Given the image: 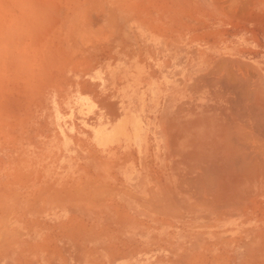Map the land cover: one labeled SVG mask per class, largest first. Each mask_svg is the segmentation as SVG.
I'll list each match as a JSON object with an SVG mask.
<instances>
[{
  "label": "rangeland",
  "instance_id": "obj_1",
  "mask_svg": "<svg viewBox=\"0 0 264 264\" xmlns=\"http://www.w3.org/2000/svg\"><path fill=\"white\" fill-rule=\"evenodd\" d=\"M33 1L0 0V264L46 263L55 246L74 247L71 262L80 247L88 262L113 261L136 245L131 231L173 247L177 238L154 232L221 230L208 222L222 217V190L202 176L205 143L182 148L174 124L205 117L208 86L224 72L256 80L247 64L207 57L225 38L208 30L207 13L237 17L244 0ZM240 29L264 53L257 25ZM163 119L166 141L149 122ZM130 164L142 179L126 185ZM192 240L224 244L221 233Z\"/></svg>",
  "mask_w": 264,
  "mask_h": 264
},
{
  "label": "crops",
  "instance_id": "obj_2",
  "mask_svg": "<svg viewBox=\"0 0 264 264\" xmlns=\"http://www.w3.org/2000/svg\"><path fill=\"white\" fill-rule=\"evenodd\" d=\"M244 1L247 3L246 0ZM242 10L239 11L237 17L229 18L220 16V13L213 16L207 13L206 27L208 30L213 26V34H217L220 30L223 31V35L225 33L220 51L216 52L213 49L207 57L208 60L212 58L213 61L217 59L224 62L237 61L247 64L253 68L250 70L253 73L249 71L248 78L256 80L248 81L247 85L243 86L242 82L239 84L226 81L227 76L224 72L223 80L219 81L218 85H215V80L213 81L212 92L210 91L211 86H208V94L212 93L213 96L206 104L205 117L196 115L191 119H180L179 123L174 124L173 137L176 141L180 140L182 148L188 142L194 146L198 143H205V154L202 156L208 159V168H211L212 163V168L215 170L214 166L220 161L221 167H224V170H221L223 172L222 184L215 185L214 177V186L208 185L210 190L215 188L222 190V217L211 219L208 216V222L221 221L222 229L206 232L187 229L166 231V233L160 230L154 232L158 236L169 234L165 237L177 238L178 240L175 241L177 245L173 247H152L148 241L149 233L151 234L152 231L136 230L131 231L136 238V245L131 247L132 251L126 257L121 256L113 261L88 262L82 257L85 252L81 250H85V247H80L79 261L71 262L70 255L77 253L73 251L76 249L69 246H55L52 249L53 253L57 254L56 258L46 263L36 264H264L262 261V255H264V121H262L264 120V53L260 51L258 42L253 43L251 40L245 42V38L241 36L240 25L246 15V11ZM197 20L199 21V18ZM200 21L202 22V18ZM213 77H215V71ZM224 87L227 90H224ZM149 122L154 125L155 136L161 137L162 135L163 140L166 141L167 129L165 128L171 124H168L165 119L158 123L151 122V120ZM228 129L232 132L230 133ZM196 156L198 157V154ZM225 166H229L228 171ZM214 170L213 176L215 175ZM199 233L207 234L208 237L221 233L224 244L218 247L203 245L198 240H192V237H198ZM188 237L190 240L186 239Z\"/></svg>",
  "mask_w": 264,
  "mask_h": 264
},
{
  "label": "bare ground",
  "instance_id": "obj_3",
  "mask_svg": "<svg viewBox=\"0 0 264 264\" xmlns=\"http://www.w3.org/2000/svg\"><path fill=\"white\" fill-rule=\"evenodd\" d=\"M36 1V0H35ZM35 1H33L34 3H35ZM232 1H235V0H232ZM247 1V3L245 4V3H243V2H241V1H239L238 2V4H240V2H241V7L243 6L244 7V5H242V3L243 4H245V6L246 7H242L241 9H243V10H245L246 11V15L244 16V19H243V22L245 23V22H248V23H250V24H254V25H257V27H258V31L260 32L259 33V35H260V37H261V45L262 46H264V0H246ZM32 2V3H33ZM31 3V4H32ZM60 3V2H59ZM237 2H235V4H236ZM47 4V3H46ZM234 4V3H233ZM232 4V5H233ZM34 5V4H33ZM39 5V4H38ZM43 5H45V4H43ZM48 5V4H47ZM50 5V4H49ZM51 6V5H50ZM237 6V5H236ZM239 6V5H238ZM44 7H46V5L44 6ZM36 8H37V6H36ZM47 8V7H46ZM38 9V8H37ZM45 8H43V10H44ZM93 9V8H92ZM255 9V11L253 12V10ZM40 10V9H39ZM107 10V9H106ZM108 10H109V8H108ZM242 10V11H243ZM245 11H243V12H245ZM34 12H35V10H34ZM76 12H77V10H76ZM31 14V13H30ZM40 14V13H39ZM72 14V13H71ZM244 14V13H243ZM27 15H28V13H27ZM72 16V15H71ZM70 16V17H71ZM75 16V15H74ZM70 19V18H69ZM73 19V18H72ZM71 19V20H72ZM29 20H30V18H29ZM28 20V21H29ZM78 21V20H77ZM41 22V21H40ZM33 23V22H32ZM74 23H75V21H74ZM24 24H27V23H24ZM23 24V25H24ZM31 24V23H30ZM41 24V23H40ZM33 26H36V25H34V23L32 24ZM31 25V26H32ZM46 25V24H45ZM42 26H38V28H41ZM49 27H51V26H49ZM36 27H34L33 29H35ZM45 28H47V26L46 27H44V28H42V31H45L46 29ZM45 29V30H44ZM29 31V30H28ZM33 31V30H32ZM34 31H36V30H34ZM39 30H37L36 32H38ZM27 32V31H26ZM30 33H34V32H30ZM81 33H83L82 32V30H81ZM88 33V32H87ZM39 34H41L40 32H39ZM25 35V34H24ZM36 35H37V33H36ZM93 35V34H92ZM27 36V35H26ZM26 36H24L25 38H26ZM30 36L32 37V35L30 34ZM7 37V36H6ZM35 37H37V36H35ZM35 37H33V39L35 38ZM9 38V37H8ZM17 39H19V38H17ZM257 39H258V37H257ZM23 40V39H22ZM82 40V39H81ZM86 40V39H85ZM31 41H32V38H31V40L29 41V44L31 43ZM247 66V65H246ZM23 67V66H22ZM249 68H251L250 66H249ZM250 70H252V69H246V70H244L245 71V73H244V76H247L248 74H249V71ZM251 72V71H250ZM255 72V71H254ZM251 73H253V72H251ZM251 75V74H250ZM246 80V79H245ZM244 80V81H245ZM241 81V80H240ZM239 83V82H238ZM237 83V84H238ZM246 84V82H242V84ZM240 84V83H239ZM244 84H243V86H244ZM227 85V84H226ZM232 85V84H231ZM237 86V85H236ZM241 86V85H240ZM234 87V86H233ZM226 88L224 87V90H225ZM230 89H234V88H230ZM257 89V88H256ZM227 90V89H226ZM231 90V91H232ZM234 90H236V89H234ZM229 92V91H228ZM223 93V92H222ZM230 94V93H229ZM250 94V93H249ZM253 96V95H252ZM255 96V95H254ZM253 96V97H254ZM247 97V96H246ZM261 98V97H260ZM232 99V98H231ZM235 99V98H234ZM251 99V98H250ZM260 100V99H259ZM229 101V100H228ZM256 101V100H255ZM254 101V102H255ZM258 101V100H257ZM230 102V101H229ZM249 103V102H248ZM250 104V103H249ZM244 105V104H243ZM248 105V104H247ZM230 107V106H229ZM243 107V106H242ZM228 108V107H227ZM241 108V107H240ZM245 108V107H244ZM224 109V108H223ZM242 109V108H241ZM230 110V109H229ZM236 110V109H235ZM240 111V110H239ZM243 112V111H242ZM241 113V112H240ZM249 113V112H248ZM233 114V113H232ZM249 115H251L252 116V114H250L249 113ZM250 116V117H251ZM261 119V118H260ZM227 120V119H226ZM231 120V119H230ZM229 120V121H230ZM228 121V120H227ZM262 121H264V120H262ZM230 125V124H229ZM235 125V124H234ZM232 127H233V125H231ZM228 127V126H227ZM231 128V127H230ZM227 129V128H226ZM229 130V129H228ZM238 130V129H237ZM244 130V129H243ZM230 131V130H229ZM232 131H230V133H231ZM243 133V132H242ZM247 133V132H246ZM234 134V133H233ZM241 134V133H240ZM248 135V134H247ZM227 136V135H226ZM229 136H231V135H229ZM243 136V135H242ZM228 138V137H227ZM231 139V138H230ZM223 140H225L224 138H223ZM237 140H239V139H237ZM230 141V140H229ZM232 141H234V140H232ZM212 146V145H211ZM210 146V147H211ZM228 146H231V145H228ZM262 147V146H261ZM176 148V147H175ZM233 148V147H232ZM177 149H178V147H177ZM176 149V150H177ZM227 149V148H226ZM234 149H235V147H234ZM230 150H233V149H231L230 148ZM258 150V149H257ZM235 152V151H234ZM236 152H237V150H236ZM243 152V151H242ZM176 153V152H175ZM230 153V152H229ZM239 153V152H238ZM171 153H169V155H170ZM180 154H181V152H180ZM180 154H179V156H180ZM236 154V153H235ZM166 155V154H165ZM182 155V157L184 156L183 154H181ZM202 154H200V156H201ZM230 155V154H229ZM253 155V154H252ZM171 157L173 156L172 154L170 155ZM191 156V155H190ZM193 156V155H192ZM198 156H199V154H198ZM207 156V155H206ZM249 156L251 157V155L249 154ZM165 157H167V155L165 156ZM187 157H189V156H187ZM205 157V156H204ZM208 157V156H207ZM156 159H157V157H156ZM186 159V158H185ZM225 159V158H224ZM249 159V158H248ZM180 160H183V158L181 159V157H180ZM216 160V159H215ZM226 160H227V158H226ZM178 161V160H177ZM177 161H175L176 163H177ZM186 161V160H185ZM210 161V160H209ZM232 161H233V159H232ZM242 161V160H241ZM249 161V160H248ZM187 162V161H186ZM202 162V161H201ZM210 162H212V161H210ZM213 162L215 163V161L213 160ZM227 162V161H226ZM169 162L168 161H166V159L163 161V164H162V166L161 165H159V167H160V169H161V171H163L164 173H165V175H167L166 174V169H167V164H168ZM229 163H231V162H229ZM228 163V164H229ZM236 163V162H235ZM238 163V162H237ZM251 163V162H250ZM182 164L184 165V161L182 162ZM239 164V163H238ZM255 164H257V163H255ZM177 165V164H176ZM186 166H188V165H186ZM199 166V165H198ZM206 168H203V170L204 171H206V174H205V172H203V175H202V173H201V175L204 177L205 175V178H206V181L207 180H209L208 178H211V177H213V178H211V179H214V177H215V175H217V174H219V173H221V171L219 172L218 171V169H216V170H214V168H208L209 167V165H204ZM203 166V167H204ZM216 166V165H215ZM214 166V167H215ZM245 166V165H244ZM260 166V165H259ZM201 167V166H200ZM225 167H227L226 168V170L228 171V168H229V166H225ZM224 167H222V169H223ZM256 168H258V166L256 167ZM179 169H180V167H179ZM187 169H188V167H187ZM193 169V168H192ZM200 169V168H199ZM242 169V168H241ZM201 170V169H200ZM202 170V171H203ZM213 170H214V176H212V175H209L211 172H213ZM224 170V169H223ZM249 170V169H248ZM258 170V169H257ZM169 171V170H168ZM199 171V170H198ZM211 171V172H210ZM241 171V170H240ZM246 171V170H245ZM180 172V171H179ZM200 173V172H199ZM223 173V172H222ZM221 173V174H222ZM228 173V172H227ZM237 173H239L238 172V170H237ZM178 174V173H177ZM182 174H184V173H182ZM213 174V173H212ZM220 174V175H221ZM207 175H209V177L207 176ZM230 175V174H229ZM176 176V175H175ZM178 176L179 175H177V179H178ZM182 176V175H181ZM184 176V175H183ZM201 176V181L202 180H204V179H202L203 177ZM211 176V177H210ZM171 177V176H170ZM223 177V176H222ZM147 178H148V176H147ZM191 178H193V176L191 177ZM123 179V181H125V184L126 185H133L132 183H131V181H135L136 179L139 181V182H141L140 180L142 179V176L139 174V172H138V170H137V168L134 166V164H130V171L126 174V176L124 177V178H122ZM170 179V178H169ZM184 179L185 178H183V180H182V178H181V181H184ZM187 179H188V177H187ZM210 179V180H211ZM218 180H216V182H219L220 181V179L221 178H217ZM145 180H147V179H145ZM180 180V179H179ZM189 183L191 184H193L194 182H192V179H190L189 178ZM195 180V179H194ZM200 179H198V181H197V176H196V180H195V184H196V181H197V185L199 186L200 184L202 185V182H200L199 181ZM205 181V182H206ZM177 182V181H176ZM205 182H203V184L204 185H207V182L205 183ZM172 183V182H171ZM171 183H169V184H171ZM178 183V182H177ZM198 183H200V184H198ZM137 185V184H136ZM212 185V184H211ZM214 186V185H213ZM211 187V186H210ZM217 187V186H216ZM208 188V187H207ZM206 188V189H207ZM205 189V190H206ZM192 190V189H191ZM190 190V191H191ZM109 191V190H108ZM82 191L80 190V193H81ZM195 192V191H194ZM121 193V192H120ZM128 193V192H127ZM152 193V192H151ZM201 193V192H200ZM77 194V193H76ZM79 194V193H78ZM86 194V193H85ZM100 194V193H99ZM187 194V193H186ZM88 195V194H87ZM94 195V194H93ZM153 195V194H152ZM166 195V194H165ZM163 196V198L164 197H166V196ZM132 196V195H131ZM99 197V196H98ZM130 197V196H129ZM132 197H135L134 195L132 196ZM135 198H138L139 199V197L138 196H136ZM146 201L148 200V198L147 199H145ZM204 200V199H203ZM202 200V201H203ZM195 201V200H194ZM161 202V201H160ZM167 202L168 201H166V204H167ZM201 202V201H200ZM151 203V202H150ZM153 203H156V202H153ZM141 205H142V203H140ZM168 204H170V202L168 203ZM167 204V206H169ZM193 204V203H192ZM11 205V204H10ZM13 205V204H12ZM150 205V204H149ZM160 205V204H159ZM164 205V204H163ZM172 205V204H171ZM195 205V204H194ZM144 206H146V204L144 205ZM165 206V205H164ZM11 206H9V208H10ZM171 207V206H170ZM17 208V207H16ZM7 209H8V207H7ZM148 209H150V206H149V208ZM175 209V208H174ZM7 212H8V210H7Z\"/></svg>",
  "mask_w": 264,
  "mask_h": 264
}]
</instances>
